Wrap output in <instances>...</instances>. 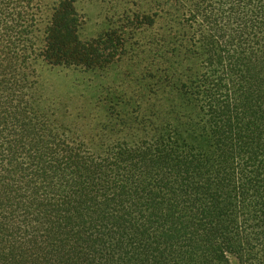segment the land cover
<instances>
[{"label":"trees","instance_id":"16d2710c","mask_svg":"<svg viewBox=\"0 0 264 264\" xmlns=\"http://www.w3.org/2000/svg\"><path fill=\"white\" fill-rule=\"evenodd\" d=\"M46 1L35 50L45 0H0V264H264V0H217L219 23L207 10L186 21L226 40L189 38L159 2L132 4L123 25L87 41L75 0ZM158 20L204 46L205 61L182 72L181 45L159 51L174 124L98 149L59 133L37 99V60L101 70Z\"/></svg>","mask_w":264,"mask_h":264},{"label":"rangeland","instance_id":"374dc122","mask_svg":"<svg viewBox=\"0 0 264 264\" xmlns=\"http://www.w3.org/2000/svg\"><path fill=\"white\" fill-rule=\"evenodd\" d=\"M159 2H165L170 10H177L183 19L184 35L189 38L199 40L206 36L210 39L211 34L217 38L219 33L221 40L229 38V33L207 28L206 23L203 24L205 30L186 24L192 16L203 22L206 10L212 22L219 23L214 16L222 9L217 0H75L81 19L80 39L91 40L107 29L123 25L132 4L140 13H149ZM46 3L45 0V17L33 28L35 50L43 48V31L49 13ZM181 36L180 30L174 32L158 20L153 29L141 28L127 34L125 52L119 60L104 69L89 72L50 66L38 59L35 65L37 99L51 114V123L59 133L81 140L93 149L115 144L136 145L153 136L154 129L162 134L174 121L168 91L155 83L159 51L181 45L184 60L174 64L180 72L186 66H200L205 61V57L196 56V53L202 54L204 46L192 48L185 39L178 40ZM18 41L25 44L26 40L19 37ZM195 67L194 72L199 73V67ZM147 71L153 79L144 77ZM232 264L236 263L232 261Z\"/></svg>","mask_w":264,"mask_h":264}]
</instances>
